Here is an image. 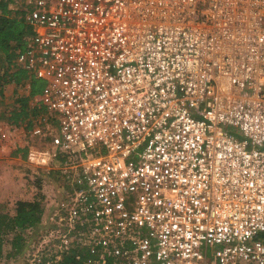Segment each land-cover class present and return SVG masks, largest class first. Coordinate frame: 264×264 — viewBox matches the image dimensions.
<instances>
[{
    "label": "built area",
    "instance_id": "obj_1",
    "mask_svg": "<svg viewBox=\"0 0 264 264\" xmlns=\"http://www.w3.org/2000/svg\"><path fill=\"white\" fill-rule=\"evenodd\" d=\"M28 2L35 155L73 185L39 264H264V0Z\"/></svg>",
    "mask_w": 264,
    "mask_h": 264
},
{
    "label": "rangeland",
    "instance_id": "obj_2",
    "mask_svg": "<svg viewBox=\"0 0 264 264\" xmlns=\"http://www.w3.org/2000/svg\"><path fill=\"white\" fill-rule=\"evenodd\" d=\"M23 2L18 0L12 6L21 7ZM17 92L28 95V84H7L5 98L0 102V160H3L0 161V211L15 214L19 201L39 200L45 212L39 226L37 224L21 232V251L16 252L12 244H6L5 256L0 264H39L38 256L42 252H49L55 242L53 238L47 237L53 228L49 222L53 205H49L51 202L46 200L47 194L64 195L72 190L73 185L69 177L63 176L57 169L50 171L47 161L36 158L35 154L40 151L37 148L30 151L27 160L12 155L14 145L26 135V132L11 130L5 124L9 111L14 107ZM8 238L7 241L11 242L14 234Z\"/></svg>",
    "mask_w": 264,
    "mask_h": 264
},
{
    "label": "trees",
    "instance_id": "obj_3",
    "mask_svg": "<svg viewBox=\"0 0 264 264\" xmlns=\"http://www.w3.org/2000/svg\"><path fill=\"white\" fill-rule=\"evenodd\" d=\"M16 1L18 0H0V102L5 98V87L9 83L19 86L29 82L30 93L23 96L17 92L15 95V104L9 111L8 117L10 128L13 130L21 129L30 116L42 113L48 99L43 93L45 81L16 65L17 53L27 47L33 33L26 20L29 0H24L21 7L14 8L12 5ZM31 126L28 124L27 128ZM29 152L27 142L20 141L12 155L27 159ZM55 164L58 165V162ZM43 212V204L39 200L19 201L15 214L0 211V263L5 256L6 244H12V248L19 252L21 232L37 224L39 226ZM10 234H14V238L8 242ZM57 264H82V262L71 253L64 255Z\"/></svg>",
    "mask_w": 264,
    "mask_h": 264
},
{
    "label": "crops",
    "instance_id": "obj_4",
    "mask_svg": "<svg viewBox=\"0 0 264 264\" xmlns=\"http://www.w3.org/2000/svg\"><path fill=\"white\" fill-rule=\"evenodd\" d=\"M29 74H31V73H29ZM31 75L35 76V74H31ZM27 84H28V93L27 94L29 95V93H30V85H29V82ZM45 112H46V107H45V109L43 110L42 113H39L36 116L35 115L34 116H30L28 119H26L25 124H24V126L21 129H19V128L18 129H15L16 131H24V132H26V135L24 137H20L19 140L17 141V143L20 142V141H26L27 142V146L29 148V151H32L35 148L41 150V148H45V147L47 148L49 146V143H47V142H40L39 139L35 135H33V133H32L33 129L37 125V120L40 119V117L43 116L42 114H44ZM8 117H9V114H8ZM5 124L7 125V127L8 126L10 127L8 120H6V123ZM28 124H31L32 126L30 128H27V125ZM11 130H13V129H11ZM17 143H16V145H14L13 148H16ZM27 159H24V160H27ZM20 160H21V158H20ZM0 161H3V160H0ZM55 170L56 169H54V171ZM50 171H52V170H50ZM44 212H45V208H44ZM44 212H43L42 217L44 216Z\"/></svg>",
    "mask_w": 264,
    "mask_h": 264
}]
</instances>
